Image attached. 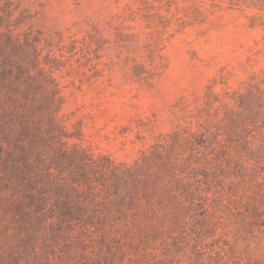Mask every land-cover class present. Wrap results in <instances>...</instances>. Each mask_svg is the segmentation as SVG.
<instances>
[{"label":"rangeland","instance_id":"obj_1","mask_svg":"<svg viewBox=\"0 0 264 264\" xmlns=\"http://www.w3.org/2000/svg\"><path fill=\"white\" fill-rule=\"evenodd\" d=\"M0 264H264V0H0Z\"/></svg>","mask_w":264,"mask_h":264}]
</instances>
